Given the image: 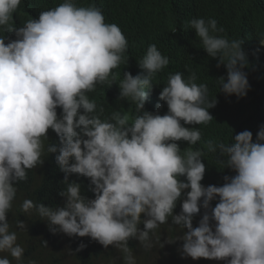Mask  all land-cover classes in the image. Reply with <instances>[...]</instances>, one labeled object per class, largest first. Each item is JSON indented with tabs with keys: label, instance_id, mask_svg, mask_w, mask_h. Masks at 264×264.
<instances>
[{
	"label": "clouds",
	"instance_id": "1",
	"mask_svg": "<svg viewBox=\"0 0 264 264\" xmlns=\"http://www.w3.org/2000/svg\"><path fill=\"white\" fill-rule=\"evenodd\" d=\"M20 4L21 0H0V30L16 37L6 43L0 36V252L22 264L24 248L6 219L15 185L26 181L28 171L40 166L46 154L58 153L55 160L65 174V187L58 195L65 198L64 205L47 207L25 199L20 207L24 214L35 211L53 234L89 237L104 248L118 249L124 264H136L129 240L150 250L155 231L171 218L174 225L187 229L167 240H182L183 256L264 264V125L255 141L252 132L244 130L227 144L206 142L222 169H232L235 175L224 176L222 186H204L202 151L182 154L177 142L195 145L201 140L200 130L184 125L213 120L208 110L216 100L209 99L207 84L195 83V73L187 79L181 72L169 74L159 93L167 113L145 111L156 74L169 65L156 44H150L138 63L144 74L124 72L119 83L120 98L135 104L136 115L114 111L109 119H101L103 109L97 110L87 93L97 84L111 86L113 70L127 62L128 41L120 27L106 23L94 4L84 7L63 0L16 28L13 14ZM187 27L208 56L218 58L217 67L225 66L226 78L217 80L219 91L245 96L250 86L243 71V40L218 35L224 29L215 19L193 18ZM49 129L59 138L58 147L46 146ZM69 174L88 178L94 198L83 196L80 184L69 183ZM182 194L181 212L174 215ZM212 201H217L214 207ZM201 208L204 214L193 227ZM16 226L26 231L23 221H16ZM0 264L11 261L0 258Z\"/></svg>",
	"mask_w": 264,
	"mask_h": 264
},
{
	"label": "trees",
	"instance_id": "2",
	"mask_svg": "<svg viewBox=\"0 0 264 264\" xmlns=\"http://www.w3.org/2000/svg\"><path fill=\"white\" fill-rule=\"evenodd\" d=\"M77 6L87 7L91 4L99 7L106 23L118 25L128 41L125 53L126 63L113 70L115 80L111 86L97 84L93 92L87 93L90 100L97 105V110L103 109L100 118L109 119L114 111L130 118L136 115L135 104L120 98L119 83L124 78L123 73L132 76L143 75L144 70L139 67V61L146 53L150 44H156L162 55L169 59V65L158 72L154 85L148 91L144 110L158 114L167 113V105L159 99V93L167 84L169 74L181 72L187 79L192 73L196 74L197 84H207L209 99L215 98L216 104L208 111L213 117L208 124L184 125L196 127L201 132V140L195 145H188L185 141H178L182 154L184 151L200 150L203 153L202 163L206 166L204 186H222L224 176L235 175L229 168L222 169L217 162L215 153L207 150L206 142L230 143L232 136L248 130L252 132L253 141L260 125H264V0H73ZM63 3V0H21L17 11L13 14V27H23L29 19L38 18L40 12L49 10ZM193 18L215 19L218 27L224 29L218 35L229 40L242 39V49L246 53L247 65L243 71L247 75L249 89L245 96L225 95L219 91L218 79L227 75L223 64L217 67L218 58H212L202 48V43L193 29L187 23ZM0 36L5 42L16 39L14 33L0 30ZM111 79V77H110ZM147 91V90H146ZM161 107L157 110L156 105ZM58 117L61 109L57 108ZM160 115V114H159ZM183 124V122H181ZM46 146H59V138L51 129L47 132ZM58 153H48L43 163L28 171L26 181L16 186L17 193L12 209L6 219L10 231L17 234V244L24 248L22 264H124L123 254L112 246L104 248L89 237H69L64 233L53 234L48 223L32 212L31 215L20 211L25 199L42 203L47 207H62L65 198L58 193L65 187L62 183L65 174L60 171L55 156ZM184 180L183 177L180 178ZM68 182H75L81 186V194L89 199L94 198L89 190L88 178L77 174H69ZM188 190H185L187 192ZM185 196L178 199L173 214L181 212V203ZM217 201L210 202L214 207ZM204 209L193 217V227L198 226L204 214ZM143 219V216L141 217ZM16 221H23L26 231L16 226ZM143 230V224L138 225ZM187 229L174 225L169 218L167 224L160 225L152 236L154 242H159L153 252L145 249L136 239H131L128 246L132 249L136 264H201L197 260L182 255V243L179 239L168 243L175 237L183 235ZM46 243V246L44 245ZM84 247L77 251L79 246ZM163 244V246H162ZM155 260H149L150 257ZM7 257L11 264L17 261L7 252H0V258Z\"/></svg>",
	"mask_w": 264,
	"mask_h": 264
},
{
	"label": "rangeland",
	"instance_id": "3",
	"mask_svg": "<svg viewBox=\"0 0 264 264\" xmlns=\"http://www.w3.org/2000/svg\"><path fill=\"white\" fill-rule=\"evenodd\" d=\"M180 236H182V235L180 234ZM152 239H153V247L150 250H145V252H153V250L157 247L159 242L155 243L153 237H152ZM180 241H181V243H183L182 240H180ZM162 246H163V244H162ZM112 249L116 251V248L112 247ZM149 260L151 262V261L155 260V257L152 256V257L149 258ZM197 262H200L201 264H225L224 261L207 260V259H204V258L198 259ZM154 264H159V263L155 262Z\"/></svg>",
	"mask_w": 264,
	"mask_h": 264
}]
</instances>
